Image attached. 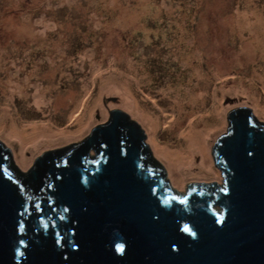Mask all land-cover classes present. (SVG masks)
Listing matches in <instances>:
<instances>
[{
    "label": "water",
    "instance_id": "1",
    "mask_svg": "<svg viewBox=\"0 0 264 264\" xmlns=\"http://www.w3.org/2000/svg\"><path fill=\"white\" fill-rule=\"evenodd\" d=\"M230 110L212 149L223 181L184 195L111 105L30 172L0 140V264H264V123L242 103Z\"/></svg>",
    "mask_w": 264,
    "mask_h": 264
},
{
    "label": "rangeland",
    "instance_id": "2",
    "mask_svg": "<svg viewBox=\"0 0 264 264\" xmlns=\"http://www.w3.org/2000/svg\"><path fill=\"white\" fill-rule=\"evenodd\" d=\"M249 7L258 8L264 19V0H0V103L6 100L1 86L7 78L18 72L15 78L24 80L29 73L25 93L13 92L8 97L10 110L21 121L42 120L55 130H74L84 106H92L99 96L100 108H95L82 135L110 119L111 105L142 127L148 147L152 145L146 125L122 102V89L117 88L121 84L131 88L140 106L163 115L156 133L161 143L182 141L175 136L180 129L175 122L184 128L192 108L206 112L207 122L214 121L208 113L217 103L223 125L207 140V156L203 158L209 166L207 174L198 167L199 155H194L193 169L160 158L176 194L184 195L195 180L223 181L212 149L227 132L230 107H241L242 103L264 123V117L236 86L242 83L238 87L243 86L253 99L260 97L264 104V77H259L264 76V46L249 45L252 24L243 18ZM193 52L183 64L182 55ZM197 68L202 77L191 73ZM178 83L183 85L180 96L184 108L179 116L177 111L171 112L173 95L160 92L167 84ZM36 87L47 99L40 107L33 103ZM201 90V99L191 105L189 93ZM66 96L72 100H59ZM77 98H85L86 104L70 120ZM0 140L12 142L2 133ZM65 141L47 146V140L38 152H32V147L25 150L30 161L26 167L20 159L19 143L11 144L23 170L30 172L36 158Z\"/></svg>",
    "mask_w": 264,
    "mask_h": 264
},
{
    "label": "bare ground",
    "instance_id": "3",
    "mask_svg": "<svg viewBox=\"0 0 264 264\" xmlns=\"http://www.w3.org/2000/svg\"><path fill=\"white\" fill-rule=\"evenodd\" d=\"M244 19L247 21L248 25L252 24L253 29V36L250 38V46L261 48L264 46V19H262L261 14L259 13L258 8L256 7H249L248 10H244ZM260 29V30H259ZM263 51V50H262ZM1 49H0V60H1ZM194 56V52L192 54L188 55H182V63L186 64L190 60V56ZM264 55V54H263ZM1 62V61H0ZM193 75H196L197 77H202L200 74L199 68L194 69L191 71ZM10 75V74H9ZM8 75V76H9ZM18 76V72L14 73V75H11L7 78V81L5 84L1 86L2 90H5V97L6 100L3 104L0 103V134L2 133L5 135L7 140L10 142L19 143V150L21 152V161L24 163L22 164L24 167H26L29 164V157L28 160L25 158V150L32 147V152H38L45 146V142L48 140L47 146L56 144L61 139L65 140H71L76 137H79L78 135H82L88 128V126L91 124L92 121V114L95 110V108H100L99 103V96L94 99L93 105L90 106L86 104V99H76L73 103L75 108L70 111L69 118L70 120L75 117V113L79 112V108L84 106V113L81 116L80 119H77V126L74 130H55L48 126V124L45 121L42 120H33V121H21L19 116L15 115L10 110V105L8 103V97L13 92L18 93H25V87H28V78L29 73L27 74V78L24 80H17L15 77ZM260 75V76H259ZM259 77H264L263 74H259ZM141 79H139L138 82H140ZM238 84V82H237ZM242 85V83H239ZM238 84V85H239ZM237 92H241L240 95H245L247 99L249 98V103H251L254 111L258 113L260 116L264 117V104L261 103L260 97L257 99H253L252 95L246 91V89L243 86L238 87ZM183 85L178 83L174 86H171L170 84H167L163 88H161L160 92L165 95H173V106L171 105L172 113L176 112L178 113V116L180 115V111L183 112L184 108L181 109V104L183 102L180 93L182 91ZM119 89H122V95L124 102V105L127 108H130L134 110L138 116L141 118V120L145 123L147 131H148V137L149 142L152 145V147H155L158 155L172 164L179 163L177 165L181 167H185L188 169H193L195 166L194 163V155H199V162L198 167L200 169H205L206 173L209 170V166L204 164V159L207 156V140L208 138H211L212 135L215 133L217 129H220L223 125V121L221 118L220 111H222L217 103H213L212 108L210 109L209 115L214 116V121L207 122L206 115L202 110L198 109L196 107L195 109L192 108V110L186 114V117L189 118L188 123L183 128L181 125L175 124L180 128L175 131V136L178 137L179 140H182L178 144H169L167 143H161L157 136V130L159 128L160 122L164 120L163 115L159 113H155L151 110H146L142 106L138 104V102L135 100L134 94H132L131 88L128 87L126 84H121L120 87H117ZM264 89V84H263ZM188 91V89H187ZM187 94V93H186ZM86 95V94H85ZM202 90L201 93L197 94H191L189 93L188 101L190 104H196L199 102V99H201ZM33 103L35 106L40 107L42 104H46V98L40 93V89L38 87L35 88V94L32 96ZM51 99V98H50ZM62 102L64 100L70 101L72 98L70 96L63 97V99H59ZM215 102H218L219 100L216 99L214 96ZM104 114V111H101ZM170 112V113H171ZM197 115L196 119L193 116ZM220 117V118H217ZM180 118V117H179ZM172 128V127H171ZM44 139V141H43ZM47 139V140H45ZM11 142V143H12ZM170 163V164H171ZM206 166V167H205ZM203 167V168H202ZM205 167V168H204Z\"/></svg>",
    "mask_w": 264,
    "mask_h": 264
},
{
    "label": "trees",
    "instance_id": "4",
    "mask_svg": "<svg viewBox=\"0 0 264 264\" xmlns=\"http://www.w3.org/2000/svg\"><path fill=\"white\" fill-rule=\"evenodd\" d=\"M151 159H152V158H149V159H148V161H149V163H150V166L157 168L156 165L153 164V162L151 161ZM157 169H159V168H157ZM159 170H160V169H159Z\"/></svg>",
    "mask_w": 264,
    "mask_h": 264
}]
</instances>
